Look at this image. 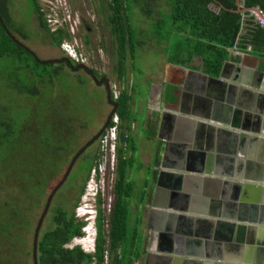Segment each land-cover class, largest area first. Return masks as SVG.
I'll use <instances>...</instances> for the list:
<instances>
[{"label":"trees","instance_id":"trees-1","mask_svg":"<svg viewBox=\"0 0 264 264\" xmlns=\"http://www.w3.org/2000/svg\"><path fill=\"white\" fill-rule=\"evenodd\" d=\"M31 2L37 5V9L40 8L38 0H31ZM133 3L143 6L144 14L151 21V36L156 37V40L170 43L171 37L174 34H179L191 42L185 58L169 57V60L176 64H186L194 54H197L203 58L207 73L217 75L220 73L225 60L231 58L230 52L235 46L241 49L246 48L247 45H252L254 48L264 46V29L255 25L248 16L249 11L240 12L242 8L249 10L253 7H259L264 11V0H112L111 15L116 24L115 47L120 57V67L117 68L119 79L125 75V60L128 54L135 58L136 47L140 44L139 38H136L137 30L131 24L130 19V6H133ZM1 15L4 18L5 14ZM38 15L39 19L41 16L46 21L40 10H38ZM7 28L12 34L11 29L8 26ZM46 30L48 33L51 31L50 28ZM50 35L51 39L55 40L54 44L58 46H61L65 39H71L70 33L63 27H58L54 32L51 31ZM67 58L70 62L74 61L68 55ZM66 62L63 59L59 63L37 61L28 50L10 37L0 22V80L5 88L4 91L0 88V221H2V234L6 238L8 237L0 241V264H33V243L31 247L28 232L33 234L35 231L34 225L29 224V214L34 204L31 207L26 202V197L23 199V194L26 195L28 192L29 183L18 184L16 182L19 178L18 175H23L22 172L15 175L17 176L16 180L15 176L13 177L14 180H9V176L5 178L6 176L2 175L1 172L2 164L11 165L15 168V162L18 159L14 153L8 158L4 157L2 152L9 156L16 146L19 145L15 151L19 150L20 145L22 147L27 146V141L21 131H25L30 137V132L33 131L29 127H21L16 122L13 94L17 92L26 96H38L40 84L43 92H48L44 89L56 88L58 82L54 80L55 77L70 73L63 66L67 65ZM92 70L95 75H98L95 69ZM76 76L79 82L86 83L82 76ZM171 90L172 88L168 92ZM111 96L114 99L113 93ZM132 98L133 94L127 88L120 91L115 98L118 103L116 109L118 123L112 119L107 128L116 127L117 131L115 162L111 170L114 176V201L111 204L110 212L107 213L102 206L104 200L100 196L97 197L95 250L87 252L79 244L73 246H68V244L75 237L84 234L82 228L86 221L76 216V208L86 190L92 170L96 171V178H99V166L102 160V151L99 152V149L87 154H85V150L81 154L83 156L81 162L74 171H71L62 185L63 187L61 186L63 190L56 192L54 204L50 206V211L45 219L47 226L42 224L40 230L37 245L38 264L140 263L145 247L143 241L144 224L141 217L136 221L130 220L131 201L135 194L133 182L127 179L136 150L132 135V123L135 119L131 109ZM4 100L7 102L4 103ZM43 111L44 108L41 107L39 113ZM50 114L51 111L46 115L47 123L50 121ZM52 114L54 113L52 112ZM70 118L71 120L68 122L69 131H71L69 139L57 137L56 134L57 139L53 140V143L55 141L54 145L51 144L49 137L42 141L43 147L52 146L51 154L57 151L61 153L63 149H67L71 145L75 138L71 139L76 134L73 131L75 127L73 120L76 121L77 117L70 116ZM45 126L43 124L41 128L44 129ZM86 126L87 123L81 120L80 127ZM42 129L37 128L35 131L41 133ZM106 131L102 134L103 136ZM129 151H131L130 154ZM53 175L54 173L49 176H34L37 189L43 188L41 192L40 190L36 192L38 197L36 203L44 194L49 179ZM66 192L71 193V195L68 196V193L65 195ZM63 195L64 201H57ZM148 195L144 190L136 193V202L139 205L142 204V208L144 207L143 202L146 198L148 199ZM66 202L71 204L67 205ZM21 218L23 221H20Z\"/></svg>","mask_w":264,"mask_h":264},{"label":"crops","instance_id":"crops-1","mask_svg":"<svg viewBox=\"0 0 264 264\" xmlns=\"http://www.w3.org/2000/svg\"><path fill=\"white\" fill-rule=\"evenodd\" d=\"M230 53L222 76L207 73L203 58L194 54L186 64L163 57L160 66L166 70L163 76H171L170 81L161 78L162 74L156 80L144 79L149 85L146 95L140 96L139 108H145L144 126L148 130L145 139L148 144L157 143V154L151 165V157L147 160L148 168L144 167L147 162L139 160L140 168L149 172V177L143 173L142 188L134 191V197L142 190L149 194L143 202V214L146 213L143 223H152L148 219L155 208L190 207L204 211L195 215L215 221L159 218L154 229L150 226L144 231L145 247L139 264H263L264 257L254 246L257 236L264 239V190L258 202L248 201L244 192L249 189L244 184L255 186L260 182L253 178L264 179V139L253 138V135L264 137L254 132L261 128L256 110L264 108V98L263 102L260 98L264 94V46L247 45L244 49L235 46ZM246 72L250 75H245ZM248 111L253 117H246ZM135 123L143 129V121L137 123L134 119L132 130ZM181 146L186 152L179 151L183 149ZM196 166L200 168L195 172ZM202 168L210 171L201 175ZM161 170L165 171L163 175ZM175 173L180 176L174 177ZM197 175L212 180L205 182L197 179ZM172 192L179 196L169 201ZM241 203L248 205V210L258 204L254 213L257 221H240ZM228 210L235 213L234 218L221 217ZM252 211L255 212L253 208ZM234 223L257 228L250 235L248 230L235 229ZM170 241L172 246L168 244Z\"/></svg>","mask_w":264,"mask_h":264},{"label":"rangeland","instance_id":"rangeland-1","mask_svg":"<svg viewBox=\"0 0 264 264\" xmlns=\"http://www.w3.org/2000/svg\"><path fill=\"white\" fill-rule=\"evenodd\" d=\"M39 1L44 9L43 11L45 12V16L51 29L65 25V22L67 23L69 19L70 25L67 24L65 27L72 29L71 26H73V28H75V24L78 23V11L75 4L76 0ZM15 4L16 9L25 6V11L21 9L19 12V14L23 12L21 14V17L24 18L23 22L25 21L23 25L25 28L27 27L29 32V36L24 39V42L28 47L36 52L38 57L44 60H52L58 59L62 56H70L69 51L74 53L76 51L77 54L75 53V55L78 60L83 59L87 66L93 67L98 73L97 77L103 74L110 79V87L114 97H117L123 88H127V90L133 94V100L131 99V108L132 110L135 108L136 112H134L133 115L135 116L134 118L136 122L138 123L140 120L143 121V129L136 123L133 125L132 135L135 139L136 150L134 151V161L129 168L127 179L128 181L133 182V191L140 190L143 185V173H147V176L149 177L148 170L140 168V162H147L144 167L148 168L149 162L147 160L151 157V165L157 154V143L152 141L148 144V141L145 139V132L148 131L145 128L146 117L144 114L145 112H143L145 108L144 106H142V110L139 108L140 96L141 94L143 96L146 95V89L149 85L144 79H151V77H153L152 80H156V78L160 77L162 74L161 78H164L166 81H170L171 76H163L166 75V70L160 66V64L164 62L163 57L169 58L171 56L172 58L177 59L185 58L191 42L185 40L183 36L179 34H174L171 37L170 43L165 41L159 42L156 40V37L155 39L151 36L152 27L150 29V19L143 11H140L139 5L133 3V6H130V19L131 24L135 30H137L136 38H139L140 44L136 47L135 58H132L130 54H128L125 60V75L122 79H119L117 71L113 70V66L116 62L113 55L110 54L108 50H105L104 52H97L92 48V45L88 46V48L85 46H78L77 41L73 37L72 39L65 41L68 45L65 46L68 51L64 50L63 45L61 47H56L53 45L50 37L47 36V33L39 28L37 15H29L31 7H29L28 1L16 0ZM88 18L91 19V16ZM89 23L92 22L89 20ZM74 60L78 61L76 59ZM63 66L65 70L70 73H65L57 78L55 77L54 80L58 82L56 84V88L52 87L50 90L44 89L48 90V92H43L42 85L40 84V92L38 93V96H26L17 92L13 94V107L16 112L14 113L16 122L21 127H29L33 131L30 132L31 137L25 131H21L27 141V146L22 147L20 145L19 150L15 151L19 145L16 146L9 156L4 155V152H2L4 157L9 158L14 153L18 158L15 162L16 169L13 166L11 167V165L6 166V164H2V175L6 176L5 178L9 176V180H14L13 177L18 172H22L23 175H18V179L17 176H15V180L17 179L16 182L18 184L25 182L29 183L28 192L26 195L23 194V199L26 197V202L29 203L31 207L34 204L29 214V224L34 225L33 229H35L38 219L43 212L50 191L65 173V170L75 153L101 129L110 111L112 110V106L109 104L107 99L106 89L103 85L101 86L98 83H95L90 75L82 69L72 71L69 67H66L65 65ZM76 75H79V77L82 76L83 79L86 80V83L79 82ZM1 83L2 82L0 80V88L4 91L5 88ZM135 99H137V101ZM3 102L5 103L7 101L4 100ZM41 107L44 108V111L39 113L41 111ZM45 109L48 110V112H46ZM49 111H51L49 119L52 123L50 121L48 123L46 122V115ZM52 112L54 114H52ZM70 116L77 117L76 121L73 120V126H75L73 131L76 134L75 136H72L71 139L75 138L72 140L71 145L67 149H63L61 153L57 151L51 154L52 146L43 147L42 141L45 140L46 137H49L51 144L54 145L55 141L53 143V140L57 139V137L69 139V135L71 134L68 123L71 120ZM79 118L83 120V122L87 123L86 127H80L81 120ZM151 121H153V119H151ZM43 124L46 125L44 129L41 128ZM37 128L42 129V132H36L35 129ZM106 133H109V142L107 147H104V139H102V135L96 140V142L93 143V145L89 146L85 152V154H87L91 151L99 149V152L102 151V160L99 166V178L97 179L95 177L96 172L92 170L90 180L86 185V190L81 196L76 208V216L81 217L84 221L87 219L86 212L88 211H90L93 216H96L98 196L104 200V204H102V206L107 213L110 212L111 204L114 201V176L111 173V170L113 168V163L115 162L116 131L112 130L111 132V129H107ZM56 134L58 135L57 137ZM130 153L131 151H129V154ZM54 155L56 156L53 157ZM47 158L48 160L45 161ZM82 158V155L78 157L71 171H74V169L81 162ZM138 167L139 169H136ZM53 173L54 175L49 179V183L44 190V194L40 197L39 202L36 203L38 198L36 192L39 190L41 192L43 188L37 189L38 186L34 183V176H49ZM62 187L57 191V193L63 190ZM68 192H66L65 195H67ZM70 195L71 193H68V196ZM72 196H74V194H72ZM63 198L64 195L59 197L57 201H64ZM54 200L55 197L51 205L54 204ZM66 204L69 205L71 203L66 202ZM144 214L146 223V213ZM144 214L142 206H139L136 202V197H134L131 201L130 220L136 221L141 217L143 221ZM91 219L95 220L94 217ZM20 221H23V218H21ZM87 222H89V220L86 221V224ZM44 224L47 226V220H44L43 226ZM19 230L25 231L24 229ZM90 232H93V229H91ZM33 235L34 233L32 234V232H28V238L31 239V247L33 243ZM93 237L94 236L92 234L90 235V238L88 236L85 238L76 237L68 244V246L82 243L84 245L82 248L85 251L92 252L93 245L91 244V238ZM7 238L2 234V221H0V241ZM19 238H21L20 235Z\"/></svg>","mask_w":264,"mask_h":264},{"label":"flooded vegetation","instance_id":"flooded-vegetation-1","mask_svg":"<svg viewBox=\"0 0 264 264\" xmlns=\"http://www.w3.org/2000/svg\"><path fill=\"white\" fill-rule=\"evenodd\" d=\"M27 1L29 4V7H31V10L29 11V13H30L29 15H32V14L37 15L39 28L44 30L47 33V36L50 37L51 36L50 32L51 31L54 32V30L56 31V29L58 27H56L55 29L50 28L48 20L45 16V12L43 11L44 9L42 8L39 0H38V6H40L39 9L36 8L37 5L32 4L31 0H26V2ZM15 2H16V0H0V16H1V18L5 24L6 28L8 26L11 29L13 36H15V38L18 39L25 46H27L24 42V39L28 38L29 32H28L27 27L25 28L23 25V23H25V21L23 22L24 18L21 17V14L23 12L21 14H19L21 9H23L25 11V6H22V7H19L18 9H16ZM111 2H112V0H76L75 4L77 6V11H78V23L75 24V28H73V26H71L72 29L65 27V25L69 24L70 19L68 21L66 20L67 23L65 22V25L59 26V27H63L64 29H66L70 33L71 39L73 37L77 41L78 46L80 45V46H85L86 48H88V46L92 45V48L94 50H96L97 52H99V51L104 52L105 50H108V52L113 55L114 60L116 62L115 65L113 66V70L117 71V68L120 67V64H119L120 57L118 56L117 50L115 47L116 41H115L114 32L116 29V24H115V20L114 21L112 20L113 16L111 15V13H112ZM136 5H138V4L136 3ZM139 6H140V8H139L140 11H143V6L142 7H141V5H139ZM38 10H40V13L41 12L43 13L42 16L46 18V21H44L41 18V16L39 19ZM1 14H5L4 18L2 17ZM89 16H91V19L88 18ZM89 20L92 23H89ZM3 28H4V26H3ZM47 28H50V30H51V31H49V33L46 30ZM50 39H51V37H50ZM51 41H52L53 45H55L54 44L55 40L51 39ZM65 41H67V39H65L64 42ZM55 46L61 47L62 45L61 46L55 45ZM28 48H30V47H28ZM66 58H67V56H62V57H60L58 59H54V60H62V59L66 60ZM57 63H59V62H57ZM66 64H67L66 65L67 67H69L70 69H73L75 71H78L80 69L84 70L93 79V76H92V74H94L93 70H92V69H94L93 67H89L90 69H86L82 66H79L77 68V66L80 64H86L83 61V59L78 60V61L74 60L71 62H70V60H68L66 62ZM115 66H116V68H115ZM117 73H118V71H117ZM95 76L97 78V82H95V83H98L101 86L103 85L104 88L106 89V92H107V79L109 81V84H110V79L106 75H103V74L101 76L99 75L98 77H97V75H95ZM111 92H112V90H111ZM115 98L116 97H114L113 100H114V102H117L115 100ZM109 104L113 108V104L111 103V101H109ZM94 142H96V140ZM260 176L263 177L262 173H260ZM147 228L148 227H146V225L144 224L143 233H144V231L147 230Z\"/></svg>","mask_w":264,"mask_h":264},{"label":"water","instance_id":"water-1","mask_svg":"<svg viewBox=\"0 0 264 264\" xmlns=\"http://www.w3.org/2000/svg\"><path fill=\"white\" fill-rule=\"evenodd\" d=\"M217 9V8H216ZM253 9H259L258 7H254ZM218 10V9H217ZM248 11V9H245V8H242L241 10H240V12L241 13H246ZM0 22H1V24L4 26V28L6 29V31H7V33L10 35V37L16 42V43H18L20 46H22V47H24L26 50H28L33 56H34V58L37 60V61H39V62H41V63H46V62H59L60 60H54V59H52V60H47V61H45V60H40L39 59V57L37 56V54L33 51V50H31L30 48H28L27 46H25L23 43H21V42H19V40L18 39H16L15 38V36H13V34H11L8 30H7V28H6V26H5V24H4V22H3V20H2V18H1V16H0ZM66 60L68 61V58H66ZM228 64V61H225L224 62V64H223V66H222V69H221V71H220V76H222L223 74H224V72H225V69H226V65ZM79 66H82V67H84V68H86V69H90L89 68V66H87L86 64H80V65H78L77 66V68L79 67ZM241 70V69H240ZM247 73V72H246ZM260 73V72H259ZM248 74L250 75V72H248ZM261 74V73H260ZM92 76H93V80L95 81V82H97V78H96V76L94 75V74H92ZM211 77V76H210ZM111 87H110V84H109V81H108V79H107V99H108V101H111V103L113 104V108H112V110L110 111V113H109V115H108V117H107V119H106V121H105V123H104V125L101 127V129L91 138V139H89L76 153H75V155H74V157L72 158V160H71V162L69 163V165H68V167L66 168V171H65V173L63 174V176L61 177V179L57 182V184H55V186L52 188V190L50 191V193H49V195H48V198H47V201H46V204H45V207H44V209H43V212L41 213V215H40V217H39V219H38V222H37V225H36V227H35V231H34V236H33V264H38V261H37V245H38V239H39V235H40V230H41V227H42V224H43V222H44V220H45V217H46V215H47V213H48V211H49V208H50V206H51V203H52V201H53V198H54V196H55V194H56V192L59 190V188L63 185V183L67 180V178H68V176H69V174L71 173V170H72V168H73V166H74V164H75V162L77 161V159H78V157L89 147V146H91L92 144H93V142L95 141V140H97L106 130H107V128H108V126H109V124H110V122H111V120L113 119V117H114V115H116V109H117V107H118V103L117 102H114V100L112 99V96H111ZM261 97V100H262V98H264V94L263 95H260ZM262 102H263V100H262ZM257 113H256V115H255V117H257V119H258V121L261 123L260 124V127L261 128H259V129H256L254 132H258V133H260L261 135H264V108H258L257 110ZM252 116V114L250 113V111H248L247 113H246V117H251ZM253 117V116H252ZM187 120H189V119H187ZM243 135L244 136H247V135H249V134H246V133H243ZM250 136V135H249ZM251 137V136H250ZM253 138H255L256 140L257 139H260V140H263L264 139V137H260V135H257V136H254L253 135ZM260 164L262 165V162H260ZM163 168H165V166H164V163H163ZM257 166H259V164L257 163ZM205 170H206V172H209L210 171V169H207V168H202V169H200V174L202 175V173H205ZM165 173V171L164 170H161V175H163ZM211 173V172H210ZM205 174H207V173H205ZM212 174V173H211ZM201 175H197V179H199V180H205V182H208V181H211L212 180V177H204L205 179H203L202 177H201ZM207 176V175H206ZM253 179H255V180H259V182H260V184H257V185H253L252 183H245L244 184V188L245 189H249V190H245V192H244V195H245V197L246 198H249V200L248 201H251V200H253V199H255L257 202L259 201V199H260V197H261V193H262V191L264 190V185H263V183L262 182H264V179H262V178H260V179H257V178H253ZM218 180V179H217ZM251 191V192H250ZM248 192H250L249 194H248ZM264 198V197H263ZM256 205H258V204H255L253 207H251V210H248V205H244L243 203H241V210H240V217L242 218V216H244V218H246V220H243V219H241V218H239L240 219V221H245V222H255V221H257V216H255V214L254 213H256L257 212V206ZM252 208H253V210L255 211V212H253L252 211ZM161 212H165V215L166 216H170V217H174V218H179V220L180 221H191V220H193V221H215L214 219H210V218H204V217H201V216H197V215H195V213H194V211H192V210H189V209H180V210H178V209H172V210H162ZM197 214H199V213H197ZM200 214H202V213H200ZM253 215V216H246V215ZM157 216H161V215H156L155 214V212H154V210H152L151 212H150V215H149V219H148V221H152V223L149 225V223L147 224V227H150V226H152V228L154 229L155 228V221H159V219H157L156 217ZM163 217V216H162ZM221 217H223V216H221ZM229 218H234V217H232V216H228ZM254 218V219H253ZM237 226H240V227H237ZM234 228L236 229H242V230H248L249 231V233H250V235L251 234H253V232H254V230H255V228H257V227H254L253 225H247V224H240V225H237L236 223H234ZM251 238V237H250ZM257 241H256V243H255V246H254V248H257L258 250H259V252H261V256L262 257H264L263 256V254L262 253H264V239L261 237V236H257ZM251 241V240H250ZM171 251V250H170ZM263 264H264V260H263V262H262Z\"/></svg>","mask_w":264,"mask_h":264},{"label":"bare ground","instance_id":"bare-ground-1","mask_svg":"<svg viewBox=\"0 0 264 264\" xmlns=\"http://www.w3.org/2000/svg\"><path fill=\"white\" fill-rule=\"evenodd\" d=\"M245 75H249L248 74V72L247 73H245ZM176 148V147H175ZM175 148H173V150L175 149ZM178 149H180L179 147H177ZM181 148H183L182 150L180 149L179 151H181V152H186V150L184 149V147L183 146H181ZM181 161V160H180ZM182 162V161H181ZM165 163V162H164ZM182 164H183V162H182ZM183 166H184V164H183ZM199 166H196L193 170L196 172V171H198L199 170ZM184 169H186V168H184ZM207 169H209V168H207ZM205 172H206V170H205ZM208 174V173H207ZM174 177H179L180 176V174H178V173H175V174H172ZM178 180H180V179H178ZM182 180V179H181ZM178 194H174L173 192L170 194V200L169 201H172V200H174V199H178ZM181 196H183V198H185L184 200H186V202H187V199H186V196L184 195V194H182ZM195 204V203H194ZM170 206H174V204L172 203H170ZM177 206V205H176ZM176 206H174V208H176ZM183 209V208H182ZM187 209H189V210H192V211H194V213H203L204 211L203 210H193V209H191V207L190 208H187ZM180 210V209H179ZM162 210H160L159 208H155V210H154V212H155V214L156 215H161V216H157L156 218L157 219H159V218H162V216H163V218L166 220V221H168V219H169V221H173L172 220V218L170 217V216H166L165 215V212H161ZM206 214H207V212H205ZM213 212H210L209 214H212ZM214 214H218V212H214ZM219 215V214H218ZM232 216L233 217V215H235V213L233 212V211H226V212H224L223 213V215H221V216ZM241 219H243V220H246V218H244L243 216H242V218ZM175 221V220H174ZM168 244H170V246H172V242L170 241V243H168ZM200 244H202V243H200ZM192 245H190V247H191ZM193 247V246H192ZM169 250H171L170 248H169ZM173 250V249H172ZM190 253V252H189ZM191 254V253H190Z\"/></svg>","mask_w":264,"mask_h":264},{"label":"built area","instance_id":"built-area-1","mask_svg":"<svg viewBox=\"0 0 264 264\" xmlns=\"http://www.w3.org/2000/svg\"><path fill=\"white\" fill-rule=\"evenodd\" d=\"M254 8V7H253ZM249 9L248 11V16L251 18V20L255 23V25H257V26H259L260 28H263L264 29V11L261 9V8H259V9ZM63 46L65 47V46H68L66 43H64L63 44ZM65 49L66 50H68L66 47H65ZM75 51V50H74ZM69 53H70V56L72 57V58H74V59H76V60H78V58L76 57V55H75V53L77 54V52L75 51V53L74 52H70L69 51ZM113 120H114V122L115 123H118V116H117V114L116 115H114V117H113ZM111 129V132H112V130H115L116 131V127H112V128H110ZM109 131V130H108ZM109 133H106L104 136H103V138L102 139H104V147H107L108 146V142H109V135H108ZM116 138H117V131H116ZM116 138H115V141H116ZM102 142H103V140H102ZM113 167H114V163H113ZM94 172H96L95 170H94ZM95 175H96V173H95ZM98 191V190H97ZM80 239V238H79Z\"/></svg>","mask_w":264,"mask_h":264},{"label":"clouds","instance_id":"clouds-1","mask_svg":"<svg viewBox=\"0 0 264 264\" xmlns=\"http://www.w3.org/2000/svg\"><path fill=\"white\" fill-rule=\"evenodd\" d=\"M65 43V42H64ZM63 43V44H64ZM62 44V45H63ZM64 48V50H66L65 49V47H63ZM68 51V50H67ZM69 56V55H68ZM71 57V56H70ZM95 177H96V175H95ZM86 214H87V219H86V221H88L89 220V222H87V224L86 225H84L83 226V228H82V231H83V235L82 236H78V237H82V238H85L86 236H88L89 238H90V235L92 234L94 237L93 238H91V244L93 245V251L95 250V241H96V236H97V228H96V220H97V209H96V216H93L92 215V213L90 212V211H88V212H86ZM95 218V220H93V219H91V218ZM89 218V219H88ZM89 223H91V224H89ZM95 224V225H94ZM90 228V229H89ZM91 229H93V232H90V230ZM89 232H90V234H89ZM76 238V237H75ZM79 245L81 246V247H84V245L82 244V243H79ZM92 251V252H93ZM88 252V251H87ZM91 252V251H90Z\"/></svg>","mask_w":264,"mask_h":264}]
</instances>
